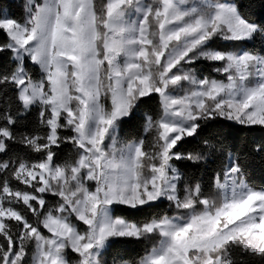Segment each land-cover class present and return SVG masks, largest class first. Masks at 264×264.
<instances>
[{
	"label": "snow or ice",
	"instance_id": "snow-or-ice-1",
	"mask_svg": "<svg viewBox=\"0 0 264 264\" xmlns=\"http://www.w3.org/2000/svg\"><path fill=\"white\" fill-rule=\"evenodd\" d=\"M19 7V19L0 11L11 62L0 69V264H108L118 240L147 246L113 264H264V185L239 156L227 153L207 191L174 163L222 152L202 138L210 121L264 128V54L236 47L264 41V27L236 0ZM200 61L224 79L198 75ZM153 95L159 112L122 141L121 123ZM33 110L34 129L19 130ZM193 141L202 147L180 150ZM63 145L71 152L58 161ZM165 201L170 215L157 211Z\"/></svg>",
	"mask_w": 264,
	"mask_h": 264
},
{
	"label": "trees",
	"instance_id": "trees-1",
	"mask_svg": "<svg viewBox=\"0 0 264 264\" xmlns=\"http://www.w3.org/2000/svg\"><path fill=\"white\" fill-rule=\"evenodd\" d=\"M22 0H0V11H6L14 18L22 17V9L19 7ZM240 6V11L252 22L264 27V0H236ZM0 39L3 35L0 34ZM223 43V42H219ZM236 47H245L254 52V54H264V41H261L259 34L255 42L249 44L244 42ZM11 62L7 54L0 56V69L7 70ZM212 65L205 61H200L195 65V71L200 76H211L215 79H224L223 76L212 71ZM28 69L33 73L34 77H38L39 71L36 66L28 64ZM148 112L156 115L159 112V98L153 95L148 99L147 103L142 104L141 108L125 122L121 123L119 136L122 141L136 140L143 133L144 113ZM36 124V112L33 110L29 113L17 128L21 131H32ZM67 134V133H65ZM202 138L208 139L215 144L222 152H215L208 156V159L198 165H193L188 161H175V165L186 172L189 176L199 178L207 191L209 189L210 178L215 171L221 167L222 160H225L229 151L239 156L242 167L245 169L249 182L257 186L264 185V152L256 151V147L264 145V128L259 126L246 128L235 123L227 121H210L204 126ZM197 146L202 147L198 141L182 146L181 151L191 150ZM58 161L69 158L71 145H63L60 149L55 150ZM10 154H26L25 150L13 146ZM35 156L36 154H30ZM23 187V186H21ZM49 199H52L51 197ZM161 214H172L173 209L168 208L165 201L158 209ZM146 242L136 240H118L107 249L104 259L108 264H113V260H129L134 261L143 255ZM74 254H70L72 257ZM31 253H29V260ZM243 264H251L248 258H245Z\"/></svg>",
	"mask_w": 264,
	"mask_h": 264
}]
</instances>
